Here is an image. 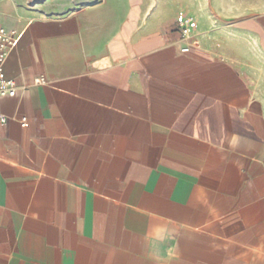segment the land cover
Listing matches in <instances>:
<instances>
[{"label": "crops", "instance_id": "obj_1", "mask_svg": "<svg viewBox=\"0 0 264 264\" xmlns=\"http://www.w3.org/2000/svg\"><path fill=\"white\" fill-rule=\"evenodd\" d=\"M93 1L0 0V264H264V0Z\"/></svg>", "mask_w": 264, "mask_h": 264}, {"label": "built area", "instance_id": "obj_2", "mask_svg": "<svg viewBox=\"0 0 264 264\" xmlns=\"http://www.w3.org/2000/svg\"><path fill=\"white\" fill-rule=\"evenodd\" d=\"M192 21L190 19L179 22V29L182 40H187L190 37L192 30ZM17 42L16 33L12 30L7 29L0 23V98L2 97H14L16 93V87L12 81L5 80L2 74L3 64L13 50ZM181 53H186L188 47H183ZM35 84H44L42 78L35 80ZM4 122V119H2Z\"/></svg>", "mask_w": 264, "mask_h": 264}, {"label": "rangeland", "instance_id": "obj_3", "mask_svg": "<svg viewBox=\"0 0 264 264\" xmlns=\"http://www.w3.org/2000/svg\"><path fill=\"white\" fill-rule=\"evenodd\" d=\"M34 2L35 0H25V3L31 7L34 4ZM60 2H62V5L66 4L65 10H72L90 5L94 1L93 0H60Z\"/></svg>", "mask_w": 264, "mask_h": 264}]
</instances>
